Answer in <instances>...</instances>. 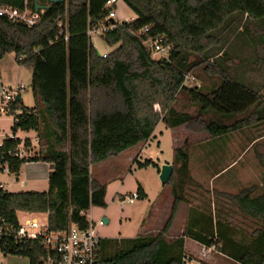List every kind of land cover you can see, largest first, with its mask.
<instances>
[{"label": "trees", "instance_id": "trees-1", "mask_svg": "<svg viewBox=\"0 0 264 264\" xmlns=\"http://www.w3.org/2000/svg\"><path fill=\"white\" fill-rule=\"evenodd\" d=\"M0 1L14 7L23 5V0ZM121 1L134 18L102 35L106 46L117 45L106 57L86 34L88 21L94 24L106 16L105 0L54 3L32 27L0 17V59L13 53L17 64L30 68L36 103L28 108L15 98L10 104V129L13 134L33 130L39 142L44 139L38 155L24 160L5 155L20 142L19 138H6L0 145V158L8 160L15 175L25 162L54 165L46 191L0 189V218L12 230L19 226L18 210L47 212L50 231H63L71 224L86 227L81 212L106 206V187L93 179L92 166L149 141L162 111V121L169 128L185 125L194 132L206 131L211 138L243 128L252 113L256 121L264 118V108L251 112L259 105L258 90L230 74L221 62L228 58L221 45L226 44L227 34L236 32L244 33L257 53L264 55V0ZM243 16L253 20L256 29L244 21L239 31L238 21ZM61 19L67 21L66 43L55 40ZM145 27L147 31L136 34ZM155 36L169 47L167 58H153L144 45ZM216 46L221 57H215L217 52L212 49ZM211 57H215L213 62ZM202 64L220 78L207 92L184 85V74ZM179 92L196 107L194 114L176 109ZM158 104L161 113L155 110ZM134 161L139 166L155 165L151 159ZM172 164L168 183L174 200L161 231L132 238H101L95 264H186L190 260L184 249L186 238L238 264H264V192L255 194L253 186L225 194L242 216L258 222L250 231L194 209L182 233L166 239L179 205L185 201L186 186L193 182L186 147L174 146ZM136 191L138 199L146 196L141 186ZM0 251L3 256H23L29 264L45 254L40 238L20 239L14 234L0 237Z\"/></svg>", "mask_w": 264, "mask_h": 264}, {"label": "rangeland", "instance_id": "rangeland-1", "mask_svg": "<svg viewBox=\"0 0 264 264\" xmlns=\"http://www.w3.org/2000/svg\"><path fill=\"white\" fill-rule=\"evenodd\" d=\"M125 17L132 19L134 15L121 1L116 20L120 21ZM244 21H246L248 26L256 29L255 22L243 16L238 21L239 31H242L241 25ZM227 37L226 44H222L221 48L227 52L228 58L226 56L225 58L227 59L221 62L227 67L230 74L235 75L244 84L258 90L259 105L251 109V112L258 108H264V55H262L261 51L257 53L253 44L248 42L244 33L227 34ZM92 42L99 53L104 51L109 53L117 46L108 47L98 37H93ZM217 47L212 50L217 52L215 57H221ZM152 57L155 59L162 58L159 54H155ZM215 57H211L209 61L213 62ZM184 75L188 77H184V85L186 87L199 86L202 92L215 88L220 82L218 74L211 73L207 64L197 66ZM31 76L30 68L17 64L13 53H7L0 59V83L2 82L7 89L9 86L14 89L16 84H22L24 88L19 92L21 102L24 107L28 108H32L36 104L31 90ZM174 106L179 111H186L191 114H194L196 110V107L186 100L183 92H179ZM155 110L161 113L162 107L158 104L155 106ZM162 112L160 114L161 120H159L154 129L155 137L149 141V145L146 146L141 157H137V160L152 158L151 161L155 165L139 166L137 161H134L132 170L127 171V157L137 152L145 142L139 143L141 144L140 146H132L121 153L123 170L120 171L121 176L110 186V188L120 187L121 191H133L138 186H142L146 188L148 197L146 195L123 208H120L118 204L111 200L109 206L114 208L113 206L116 205L113 210L115 217L109 215L110 223L107 225L97 223L99 235L102 237H117L119 232L120 234H129L131 236H137L138 234L154 235L161 231L167 215L171 211L174 197L170 183L162 184L159 180V173L157 174L156 172H158V168L160 170L163 163L173 162L175 145L186 147L189 153V174L193 181L186 186L185 201L180 203L179 213L187 214L188 220L189 214L192 213L191 209H197L206 215L211 214L222 220H229L236 227H241L244 230L250 231L254 228L258 222L242 216L238 209L228 201L225 194L235 193L247 186H253L255 194L264 192V118L256 121V116L252 113L249 115V124L243 128L219 138H211L206 131L194 132L185 125L173 128L172 131L162 121L165 111ZM10 120H12V115H0V123L3 127H6ZM11 133L13 134L12 131ZM14 134L34 137L35 132L33 130H17ZM3 138V132H0V139ZM40 140L39 145L41 146L44 143V139ZM134 156L136 157V153ZM25 168L32 169L29 166H25L23 169ZM2 175L4 176H1V179L8 183L5 186L6 190L13 192L19 188L16 182L17 176L14 173ZM196 183H199L200 186H197ZM33 188L35 189L32 190L42 191L47 190L48 186L42 181ZM89 212L93 220L97 221L98 216L95 215L94 210ZM144 214L147 215V219L150 222L142 223L140 229V223L138 222ZM125 216L130 218L127 219V223H119V219ZM17 217L22 224L28 218V215L19 210ZM160 219H162V222L158 223ZM37 220L39 223L46 224L47 216L41 215ZM124 220L126 221V219ZM175 221L176 223H172L166 234L167 240L178 236L184 230L186 223H180L179 219ZM188 249L190 251H185V254L190 257V260L186 264L190 261L192 262V260L194 261L191 264H238L223 259L219 261L217 251L214 249H211V260L206 258L209 261L207 263L203 257L204 252L200 254L199 247L193 249L191 242H189ZM0 264H29V262L27 258L19 255L9 254L3 256L0 251Z\"/></svg>", "mask_w": 264, "mask_h": 264}, {"label": "built area", "instance_id": "built-area-1", "mask_svg": "<svg viewBox=\"0 0 264 264\" xmlns=\"http://www.w3.org/2000/svg\"><path fill=\"white\" fill-rule=\"evenodd\" d=\"M67 2L68 0H62L61 3L67 5ZM120 2L121 0H105L103 8L107 13L104 19L94 24L88 21L86 34L91 42L93 37L101 39L102 35L113 30L116 26L121 25L123 21L128 22L132 20L130 17H125L120 21L116 20ZM54 3L57 2H52L50 0H23V5L21 7H14L0 1V17L11 23L32 27ZM57 29L58 34L55 40H61L66 43L69 37L66 19H61L57 22ZM147 30L148 28L145 27L137 31L136 34L138 35ZM92 45L96 48L93 42ZM144 45H146L152 56L159 54L162 58L168 57L169 47L162 44L161 37H150L144 41ZM100 54L102 57H106L108 52L104 51ZM184 77L188 78L187 75H184ZM23 88L24 86L22 84H16L14 89L9 88L0 91V115H11L10 104L15 101L18 94L20 95L19 92ZM15 113L20 114V110H16ZM9 138L15 139L16 137L10 135ZM2 142L3 140H0V145ZM5 155L10 158L28 160L38 154L34 151L29 139H20L16 147L8 150ZM5 173H11L10 166L8 160L4 158V156H1L0 177ZM0 189L5 190L1 182ZM137 199V191L133 190L119 197L116 202L120 208H123L126 205H131ZM88 211H90V209ZM88 211L81 212V215L85 216L87 219L86 227H81L78 224H71L63 231H50L48 230L47 223H39L35 218L26 219L23 224H19L17 230H12V227L6 226L4 220L0 218V223H3L0 224V237L14 234V236L20 239L40 238L45 254L34 261L33 264H95L98 258L101 237L97 230V223L94 222L91 213H88Z\"/></svg>", "mask_w": 264, "mask_h": 264}, {"label": "crops", "instance_id": "crops-1", "mask_svg": "<svg viewBox=\"0 0 264 264\" xmlns=\"http://www.w3.org/2000/svg\"><path fill=\"white\" fill-rule=\"evenodd\" d=\"M131 14L134 15L132 12H131ZM10 87L11 86H9V88ZM3 89L6 90L7 88L1 82L0 83V91L3 90ZM12 122H13V117H12V120L9 121V124L6 127H3L1 125V123H0V132H3V135H4V138L0 139V140L2 141L4 139H6V138H9L10 135H14V137L19 138L21 140L29 139V141H31V143H32L34 151L37 152V154H38L39 149H40V145H39V140H38V137H37V133L34 131L35 132L34 137H31V136H28V135L19 136L17 134H12L11 131H10L11 130L10 128L12 126ZM171 129L173 131V128H171ZM21 131H23V130H21ZM24 133H27V132H24ZM153 137H155V132H153ZM153 137L151 139H153ZM149 141L145 142V144L142 145V146H140L141 144H137V145L140 146V149H138V151L135 152L136 153V157L134 156L135 153H133L131 156L127 157V163H128V165H127L128 167L126 168L127 171H131L132 170V167H133V164H134V159L137 158L138 156L141 157L142 153L145 151L146 146L149 145ZM137 145H135V146H137ZM125 150H123L120 153H117V154H115V155H113V156H111V157H109V158H107V159H105L103 161L98 162L97 164L93 165L92 168H91V174H92L93 179H95L96 181H98L101 184H104L105 187H106V194H105L106 206L103 207V208L102 207H91L90 208V211L94 210L95 215L98 216V220L97 221L94 220L96 223H99V224L101 223L103 225H107L108 223H110V216L109 215H112V217H115V214H114L113 210H114L116 205L111 203L112 205H115V206H113L114 208H112V207L109 206V204H110L109 202L112 200V202L117 204L116 200H118L119 197H122L123 195L128 194L129 192H131V191H121L120 187H116V188H112L111 187L110 188L111 184L113 182H115L117 178H119L121 176L120 171L123 170V165L121 163V153H123ZM140 160H143V159L141 158ZM25 166L32 167V169H30V170L26 169V168L23 169ZM50 171H51V169L49 168V163H47L45 161H31V162L23 163L20 166L18 174L16 175L17 176L16 177V182H17L19 188L15 189L16 191L14 190L13 192H19V191H40V190H32V189H35L33 187L35 185L39 184L42 181H43V183H46V185L48 186V180L47 179H48V174H49ZM156 173L158 174L159 171L156 172ZM2 176H4V175H2ZM0 182L2 183L4 188H5L6 185H8V183L6 181H4L3 179H1V177H0ZM119 186H121V185H119ZM142 188H143L145 194L148 197L146 188H144V187H142ZM19 189H26V190H19ZM42 191H46V190H42ZM191 210L194 211V209H191ZM17 212H16V215H17ZM22 212H24V214H27L28 218H35L36 220L41 215L48 216L47 212H27V211H22ZM169 214L167 215V219L169 217ZM191 216H192V214L190 213L189 217H188V220H187V214L183 215V214L179 213V208H178L172 223H176V221H175L176 219H179L180 223H189V220L191 219ZM103 217H106L108 219V223L107 224H104L102 222V218ZM17 219H18V217H17ZM124 219H126V221ZM127 219H130L129 216H125V217L119 219V223H127ZM166 220H165V222H166ZM18 222H19V224H21L19 220H18ZM148 222H150V221L147 219V215L144 214L140 218V221L138 222V223H140L139 224L140 229L142 227V223H148ZM161 222H162V219H160L158 223H161ZM140 229H139V231H140ZM123 231H125V230L123 229ZM135 236L136 235L131 236L129 234H126V235L125 234H120V232H119V235L117 237H113V236L112 237L111 236L102 237L100 235L101 238H132V237H135ZM189 242H191V244L193 246V249H197L199 247L200 254L202 252H204L203 257L205 258V260H206V258H208V260H211V258H212L211 249L210 248H205L204 246H202L201 244H199L198 242H196V241H194V240H192L190 238H186L185 239V244H184L185 251H190L188 249V243ZM216 253H217V258H218L219 261H221L220 259H223V260L234 262L233 260L229 259L228 257H226L222 253H219V252H216ZM201 257H202V255H201ZM208 260H206L207 263L209 262ZM193 261L194 260H192V262ZM192 262L190 261L188 264H191ZM210 262L212 263V261H210ZM234 263H236V262H234ZM212 264H214V263H212Z\"/></svg>", "mask_w": 264, "mask_h": 264}, {"label": "water", "instance_id": "water-1", "mask_svg": "<svg viewBox=\"0 0 264 264\" xmlns=\"http://www.w3.org/2000/svg\"><path fill=\"white\" fill-rule=\"evenodd\" d=\"M50 1H52V2H62V0H50ZM16 99L17 100L21 99L19 94L16 96ZM53 166L54 165L52 163L49 164V168L50 169H52ZM172 171H173V164H171V163H163L161 165L160 170H159V180H160V182L162 184H168L169 179H170L171 174H172ZM102 222L104 224H107L108 223V219L106 217H103L102 218Z\"/></svg>", "mask_w": 264, "mask_h": 264}]
</instances>
